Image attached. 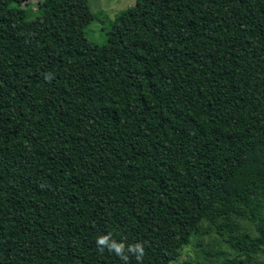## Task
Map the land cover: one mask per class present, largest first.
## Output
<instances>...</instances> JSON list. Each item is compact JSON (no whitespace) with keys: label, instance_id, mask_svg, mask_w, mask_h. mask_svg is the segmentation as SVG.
<instances>
[{"label":"trees","instance_id":"16d2710c","mask_svg":"<svg viewBox=\"0 0 264 264\" xmlns=\"http://www.w3.org/2000/svg\"><path fill=\"white\" fill-rule=\"evenodd\" d=\"M76 2L0 0V264H264V0Z\"/></svg>","mask_w":264,"mask_h":264},{"label":"rangeland","instance_id":"374dc122","mask_svg":"<svg viewBox=\"0 0 264 264\" xmlns=\"http://www.w3.org/2000/svg\"><path fill=\"white\" fill-rule=\"evenodd\" d=\"M41 0H31V3H38ZM87 1V2H86ZM77 0L75 3L77 18L84 17L83 29L85 35L88 37L87 41L92 44L103 45L107 41L106 32L110 29V23L116 18V16L128 7L136 4V0ZM88 4V8L85 9L83 14L84 4ZM82 22V21H81ZM80 24L78 28H81ZM79 37V36H78ZM77 38V36H76ZM82 45L83 43L79 41ZM200 244L208 246L213 252L220 250L226 253H232L233 250L223 242L217 241L212 237L205 236L200 240ZM202 246H198L197 240L195 239L193 244L186 247L182 253L181 259L185 260L189 257L202 256ZM203 257V256H202ZM173 264H181L179 261Z\"/></svg>","mask_w":264,"mask_h":264},{"label":"clouds","instance_id":"9594fccd","mask_svg":"<svg viewBox=\"0 0 264 264\" xmlns=\"http://www.w3.org/2000/svg\"><path fill=\"white\" fill-rule=\"evenodd\" d=\"M103 242V241H102Z\"/></svg>","mask_w":264,"mask_h":264}]
</instances>
